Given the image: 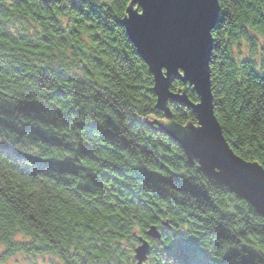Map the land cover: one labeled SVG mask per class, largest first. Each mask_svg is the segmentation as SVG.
I'll return each instance as SVG.
<instances>
[{
	"label": "clouds",
	"instance_id": "1",
	"mask_svg": "<svg viewBox=\"0 0 264 264\" xmlns=\"http://www.w3.org/2000/svg\"><path fill=\"white\" fill-rule=\"evenodd\" d=\"M67 3L61 0L45 9L35 0L27 5L0 0L4 8L0 12V145L21 157L67 161L72 169L36 171L31 159L17 162L0 152V264H177L174 257L163 254L172 232L195 238L213 260L235 251L234 264H242L249 249L256 254L252 264H261L264 235L251 231V226L264 224V218L244 197L201 171L197 157L189 163L180 144L138 123L201 129L204 125L197 114L172 105H168L170 119L162 111L153 112L157 97L148 91L152 78L130 46L125 47L123 30L92 29L106 41L117 38L114 46L133 60L132 72L105 45L89 38L88 23H75L83 18L61 8ZM95 3L110 22L112 17H125V0ZM218 6L230 20L209 30L219 44L209 64L212 118L228 151L264 171V88L249 74L251 69L264 75V0H218ZM89 23L95 25V20ZM72 28L79 35L70 34ZM91 56L102 57L106 66L98 67ZM46 67L69 79L42 71ZM234 81L242 82L239 92L250 101L249 109L239 115L234 113L242 101L235 94ZM57 90L63 94L57 95ZM190 96L200 103L196 94ZM25 104H39L43 110H21ZM31 129L59 143H48ZM101 130L113 136H102ZM237 137L243 138L242 145L234 143ZM82 146L90 151L83 153ZM142 171L168 181L175 176L180 184L188 180L207 193L215 210L198 207L196 198L175 182L147 181ZM165 222L171 230L167 235ZM218 223L235 238L217 240L210 235ZM152 228L158 239L147 235ZM145 244L150 250L141 260L137 250Z\"/></svg>",
	"mask_w": 264,
	"mask_h": 264
},
{
	"label": "water",
	"instance_id": "2",
	"mask_svg": "<svg viewBox=\"0 0 264 264\" xmlns=\"http://www.w3.org/2000/svg\"><path fill=\"white\" fill-rule=\"evenodd\" d=\"M218 10V0H130L122 25L152 75L156 109L170 119L168 105L187 107L204 125L195 129L192 125L181 127L157 122V129L180 144L189 161L197 157L200 170L244 197L264 218V171L254 163L242 162L228 151L212 118L209 60L213 40L209 30L217 20ZM174 80H179L184 87L171 90ZM188 84L194 85L191 90L200 103L188 98ZM147 235L159 238L155 228ZM147 249L145 244L137 250L139 259L144 258Z\"/></svg>",
	"mask_w": 264,
	"mask_h": 264
},
{
	"label": "trees",
	"instance_id": "3",
	"mask_svg": "<svg viewBox=\"0 0 264 264\" xmlns=\"http://www.w3.org/2000/svg\"><path fill=\"white\" fill-rule=\"evenodd\" d=\"M130 0H125V5L127 6ZM17 5H27L29 3V0H15ZM61 0H35V3L38 4L40 7L45 8V9H50L51 6L60 3ZM125 8L123 9V13L125 14ZM61 8H68L69 10L75 12L78 14V16L82 17L83 19H77L74 22L77 24H82V23H88L87 24V29L89 30L90 34V39L93 41H98L101 45H105L108 49H110L111 53L115 55L116 59L120 62V64L125 65L128 69L129 72H132L134 70V63L133 60L130 59L128 53L123 49V48H118L115 47L114 45L118 43V40L115 36L110 37L109 40H104L101 37V34L95 31H92L94 27H100L102 28L105 32L111 33L115 30L116 27H119L123 30V38H124V43L125 47L130 46L131 52L133 55L138 59V61L142 62L143 66H146L147 69V74L151 76L152 75L149 73L148 67L145 64V62L140 58L138 55L134 45L130 41L129 37L127 36V33L125 31V28L122 25V19L123 18H115L112 17V22L109 21V15L101 10V6L97 5L95 3V0H68V3L61 4ZM4 11L3 5H0V12ZM39 18V17H38ZM95 20V25L92 23H89V21ZM230 18L228 17V13L226 11H222L220 8L218 10V15H217V20L212 29H218L221 27L225 22H228ZM59 31L63 32V29H59ZM70 34H76L79 35L78 29L77 28H72ZM23 38V37H21ZM45 41L48 40V37H42ZM61 41H63L65 38L63 36L60 37ZM219 44L217 42L213 41L212 44V50H211V55H210V62L214 59L213 56V50L218 49ZM91 61L95 63L98 67L99 66H106L104 60L100 56H91L90 57ZM244 63H247V61H244ZM42 71H47V72H55V75L57 77H63L64 79H69L68 76L64 75L61 72H57L55 69H52L50 67H46L42 69ZM249 74L251 77L256 78L259 81V86L261 88H264V75H261L260 73H256L253 70H249ZM209 77H210V68H209ZM210 80V79H209ZM234 87L237 89L236 95L240 97L242 103L240 108L234 113L236 115L242 114L243 112L247 111L250 107V101L247 99H244L242 94L239 92V88L241 87L242 82L241 81H234L233 82ZM152 85H153V80H152ZM188 86V85H187ZM153 87V86H152ZM152 87L148 89V91L155 96ZM183 84L179 80H175L171 84V90H176L178 88H183ZM187 95L188 98L191 101H196L192 99V96H190V93L196 94L194 91L191 89L187 88ZM57 95H62L63 93L60 90H57ZM197 95V94H196ZM173 107H175L177 110L182 109L184 107L178 106L176 104H171ZM21 110H31L39 113L40 111L43 110V106L39 104H25L21 106ZM191 110V109H190ZM153 112L159 113L156 109V107L153 109ZM40 119H44V117H40ZM140 125L143 127L149 128L152 131H158L164 135L162 131L158 130L157 128H153L152 124L149 123L148 121H138ZM96 127V126H93ZM30 131L34 132L37 136H39L41 139L46 140L48 143H59L55 139V137H45L42 132H40L39 129H31ZM102 131V136H108L112 137L113 133L108 132L106 130H101ZM167 136V135H166ZM168 137V136H167ZM123 143V142H122ZM237 146L242 145L244 143L243 138L237 137V140L234 142ZM126 146V145H125ZM81 151L83 153H87L90 150L86 146H82ZM0 152H7L9 156H11L13 159H15L17 162L24 160V159H31L34 169L36 171L43 170L45 168H50V167H55L58 168L62 171L64 170H72L70 168V163L65 162L63 164H57L52 161H40L33 159L31 157H21L19 154L14 153L10 148H8L6 145H0ZM191 163V161H189ZM22 170L28 174H32L33 170L29 169L27 167H23ZM115 171L119 172L120 170L117 168ZM202 171V170H201ZM204 172V171H203ZM206 175H208L217 185H223L219 180H217L215 177L211 176L210 174L204 172ZM142 176L145 178L147 181H151L154 184L157 182H163L165 184H170L175 182V186L190 192L197 200L198 202V207L200 205H205L207 207H211L215 210V206L212 204L211 199L207 195V193L202 190V188L197 187L191 183H189L188 180L183 181L182 184L178 182L177 177H173L171 181L168 180H163L162 177L152 175L150 173H144L142 171ZM107 178V177H105ZM182 203V202H181ZM254 209V208H253ZM169 211H172L171 208L168 209ZM202 210V208H201ZM255 214L259 217H261L255 210ZM161 213L163 214V211L161 210ZM190 217H194L195 219L199 220L201 217L195 216L194 213H189ZM226 216L225 213H221V219H224ZM230 219V216L228 217ZM262 218V217H261ZM163 231L167 235L171 230L168 227V223H166L165 226H163ZM251 231L256 232L258 234L264 235V227L263 224L259 226H251ZM210 235L215 237L217 240H229V239H234L235 237L232 236L227 229L223 227L221 224H217L216 228L214 230H211ZM239 235L243 236L244 232L240 231ZM158 239V238H157ZM171 244L169 247L164 249L163 254H166L169 257H174L175 260L177 261V264H234V257L238 255L235 251H230L228 254H226L222 260L216 261L213 260L209 257L208 253L201 250V248L198 245V241L195 238H186L185 234L182 232H172L171 234ZM218 246V245H217ZM150 249L148 248V251ZM245 251L249 252V258L247 260H243L242 264H252V258L255 257V253H252L251 250L245 249ZM261 264H264V261L261 262Z\"/></svg>",
	"mask_w": 264,
	"mask_h": 264
},
{
	"label": "rangeland",
	"instance_id": "4",
	"mask_svg": "<svg viewBox=\"0 0 264 264\" xmlns=\"http://www.w3.org/2000/svg\"><path fill=\"white\" fill-rule=\"evenodd\" d=\"M175 81V80H174ZM173 82V81H172ZM172 84V83H171ZM194 102H197V101H194ZM182 107V106H181ZM218 180V179H217ZM221 182V181H220ZM223 185H225L223 182H221ZM147 252H148V249H147ZM146 252V253H147ZM145 256V255H144Z\"/></svg>",
	"mask_w": 264,
	"mask_h": 264
},
{
	"label": "bare ground",
	"instance_id": "5",
	"mask_svg": "<svg viewBox=\"0 0 264 264\" xmlns=\"http://www.w3.org/2000/svg\"><path fill=\"white\" fill-rule=\"evenodd\" d=\"M215 23H216V22H215ZM214 25H215V24H214ZM213 27H214V26H213ZM127 36H128V35H127ZM211 50H212V48H211ZM170 89H171V88H170ZM178 106H179V105H178ZM160 112H161V111H160ZM165 223H167V222H165ZM165 223H164V224H165ZM157 234H158V233H157ZM158 236H159V235H158Z\"/></svg>",
	"mask_w": 264,
	"mask_h": 264
}]
</instances>
